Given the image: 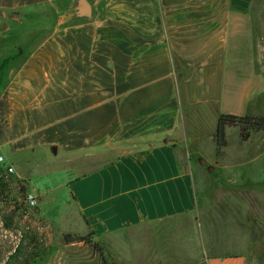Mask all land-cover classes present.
<instances>
[{
    "label": "crops",
    "instance_id": "0c3cea01",
    "mask_svg": "<svg viewBox=\"0 0 264 264\" xmlns=\"http://www.w3.org/2000/svg\"><path fill=\"white\" fill-rule=\"evenodd\" d=\"M258 1L89 0L87 18L64 12L65 0H0V58L4 47L20 55L0 87V148L48 145L78 169L68 209L57 225L45 219L55 243L40 264H104L64 240L88 233L115 264H248L170 234L197 206L177 142L198 139L208 114L211 135L220 114L264 115L262 15L239 6ZM133 138L151 141L81 170L96 149Z\"/></svg>",
    "mask_w": 264,
    "mask_h": 264
},
{
    "label": "rangeland",
    "instance_id": "374dc122",
    "mask_svg": "<svg viewBox=\"0 0 264 264\" xmlns=\"http://www.w3.org/2000/svg\"><path fill=\"white\" fill-rule=\"evenodd\" d=\"M75 4L72 2L68 6L65 0L64 12L74 17ZM239 6H251L261 12L264 35V0ZM33 24L28 21L25 27ZM35 33L29 39L34 40ZM13 52L9 47L1 49L6 59L0 58V87L9 77L10 70L19 65L20 55L15 51L14 56ZM214 126L213 116L208 114L198 129V139L188 132L187 147L177 142L186 156L185 160L181 159L183 166L192 173L197 206L196 219L192 218L186 227L171 230L170 235L176 241L183 238L194 241L202 255L241 251L248 264H264V129L250 131L248 139L243 141L238 126H227L226 144L220 148L221 155H217L215 133L210 134ZM149 141L143 138L116 140L108 148L96 149V154L87 163L80 164L81 170L95 168L134 146H145ZM0 151L4 154V162L14 168V173L5 168L7 186L0 190V264L18 242L29 250L33 249L31 242H34V251L37 250L38 255L32 259V264H40L41 254L50 246V237L55 243V234L47 228L45 219L56 224L63 211L68 209L71 197L67 182L78 174V169L72 162H67L60 151L54 155L44 144L21 149L7 145ZM201 160H205V164ZM208 166H213V170L209 171ZM28 193L39 196L36 206L27 205ZM126 243L124 250L135 259L139 253L135 249L136 240ZM98 246L103 253L104 247ZM192 247L194 249V245ZM92 250L100 255L99 250ZM106 263L115 264V261L107 262L106 259Z\"/></svg>",
    "mask_w": 264,
    "mask_h": 264
},
{
    "label": "trees",
    "instance_id": "16d2710c",
    "mask_svg": "<svg viewBox=\"0 0 264 264\" xmlns=\"http://www.w3.org/2000/svg\"><path fill=\"white\" fill-rule=\"evenodd\" d=\"M238 126L239 136L241 140L245 141L250 135L252 130L264 129V116L263 115H235V114H220L217 119V126L215 131V143L216 154L221 155L220 148L226 144L225 142V127ZM5 166L4 163H0V190H5L7 183L5 182ZM91 233L86 235L71 236L69 234L64 235L66 242H83L91 246L92 249L99 250L100 256L105 264L106 259L103 253L100 251L97 243H94L90 239ZM33 249L29 250L27 246L18 242L15 249L8 255L3 264H30L32 259L38 255L37 250L34 251L36 244L31 242Z\"/></svg>",
    "mask_w": 264,
    "mask_h": 264
},
{
    "label": "water",
    "instance_id": "95a60500",
    "mask_svg": "<svg viewBox=\"0 0 264 264\" xmlns=\"http://www.w3.org/2000/svg\"><path fill=\"white\" fill-rule=\"evenodd\" d=\"M75 13L80 17H91L92 7L89 0H76V4L74 6ZM202 164H205V160H201ZM208 170L212 171L213 166H208Z\"/></svg>",
    "mask_w": 264,
    "mask_h": 264
},
{
    "label": "built area",
    "instance_id": "2783aa9c",
    "mask_svg": "<svg viewBox=\"0 0 264 264\" xmlns=\"http://www.w3.org/2000/svg\"><path fill=\"white\" fill-rule=\"evenodd\" d=\"M0 163H4V157L0 154ZM7 170L12 172V168L9 166L6 168ZM26 203L28 206H36L37 204V197L32 193H28L26 196Z\"/></svg>",
    "mask_w": 264,
    "mask_h": 264
}]
</instances>
